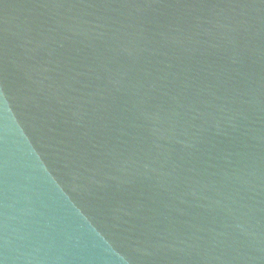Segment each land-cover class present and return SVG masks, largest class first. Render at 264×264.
Returning a JSON list of instances; mask_svg holds the SVG:
<instances>
[{"label":"water","instance_id":"95a60500","mask_svg":"<svg viewBox=\"0 0 264 264\" xmlns=\"http://www.w3.org/2000/svg\"><path fill=\"white\" fill-rule=\"evenodd\" d=\"M0 264H264V0H0Z\"/></svg>","mask_w":264,"mask_h":264}]
</instances>
